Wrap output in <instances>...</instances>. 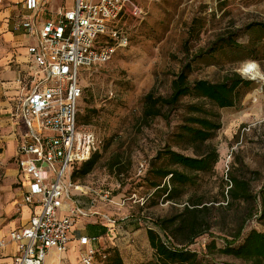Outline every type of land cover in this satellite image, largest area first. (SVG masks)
Returning a JSON list of instances; mask_svg holds the SVG:
<instances>
[{
  "label": "rangeland",
  "instance_id": "rangeland-1",
  "mask_svg": "<svg viewBox=\"0 0 264 264\" xmlns=\"http://www.w3.org/2000/svg\"><path fill=\"white\" fill-rule=\"evenodd\" d=\"M138 1L144 15L122 21L128 38L127 46L118 48L108 62L95 65L81 75L83 95L78 121L94 129L100 141V157L86 176L73 180L71 174L80 166L75 165L70 169L68 178L72 184L80 187L73 190L75 197L84 202V206L90 203L88 208L94 214L87 219L101 224L114 221L116 228L119 223H126L123 229L118 228L121 234H116L114 238L123 256L127 254L131 257L132 253H136L138 258L150 260L153 250L148 243L147 227L152 226L150 222L153 219L175 211L163 197L150 198L152 189L149 183L158 180L151 169L160 165L175 167L169 166L163 157L158 156L160 151L170 148L191 156L206 150L207 145L217 149L219 158L212 171L195 174L196 184L184 188V198L202 194L206 201L221 200L222 180L226 179L229 171L234 174L242 171L239 161L247 167L244 171L255 191L264 184V32L244 29L248 23L264 21V0ZM71 3V0H64L63 7L69 9ZM1 4H6V1L3 0ZM18 13L19 9L13 8L9 16L2 17L4 13L0 14L2 117L7 116L8 103L13 106L17 98L15 76L24 52L19 39L23 31L16 26ZM232 33H235L236 41L246 47H223L195 60L189 79L216 82L234 73L239 74L249 84L240 86L235 105L218 108L207 100L185 96L171 112L169 120L156 117L147 126L143 125L144 95L149 91L167 95L172 75L179 71L185 61L209 47L218 36ZM21 39L24 45L35 43L33 39L28 43H25L24 38ZM250 63L256 64L261 77L254 78L242 73L243 68ZM192 104L201 105L209 113H217L221 124L213 136L200 146L176 140L179 126L188 115V106ZM1 145L6 147L5 141ZM119 156L122 161L120 167L124 172L115 176L109 170L108 162ZM142 162L146 168L141 171L139 164ZM0 167V230L5 231L15 218L14 210L10 211L7 207L11 203L17 204L20 196L16 186L11 184L13 176L5 174L1 160ZM165 181L167 178L162 180ZM218 204L214 203L215 208ZM215 208L212 210L213 226L210 232L198 237L191 246L199 255H205L203 245L211 239L215 240L217 247H223V238L230 237L236 227L233 211ZM76 225L80 226L81 221H76ZM252 227L258 230L263 228L254 219L248 222L245 232ZM111 245L110 238L99 243L105 251ZM210 256L220 264H249L217 251H213ZM132 262L141 261H124L125 264ZM0 264H12V261L0 258ZM95 264H107V261L99 260Z\"/></svg>",
  "mask_w": 264,
  "mask_h": 264
},
{
  "label": "built area",
  "instance_id": "built-area-1",
  "mask_svg": "<svg viewBox=\"0 0 264 264\" xmlns=\"http://www.w3.org/2000/svg\"><path fill=\"white\" fill-rule=\"evenodd\" d=\"M71 1L57 20L39 25L35 13H29L16 23L35 43L26 46L27 67L16 79L17 98L9 109L21 189L17 207L32 209L24 225L10 231L7 239L0 237V248L8 241L17 244L14 264H44L49 254L67 251L75 220L85 213L72 198L78 187L70 182L69 172L100 144L94 129L77 121L81 75L127 46L122 18L144 15L138 0ZM39 2L22 0L32 11ZM144 168L140 163L139 170ZM78 242L80 264L106 259L99 237L84 235Z\"/></svg>",
  "mask_w": 264,
  "mask_h": 264
},
{
  "label": "trees",
  "instance_id": "trees-1",
  "mask_svg": "<svg viewBox=\"0 0 264 264\" xmlns=\"http://www.w3.org/2000/svg\"><path fill=\"white\" fill-rule=\"evenodd\" d=\"M124 19L126 18H122V21ZM244 29L246 31L256 29L264 32V21L248 23ZM223 47L239 49L246 46L236 41L235 33L221 35L205 50L199 51L185 61L179 71L172 75L170 91L167 95H158L151 91L144 95L141 117L143 125L147 126L156 117L169 120L171 112L185 96L207 100L218 108L233 107L240 86L249 84V81L239 74L234 73L232 76L224 77L216 82L206 79L193 81L189 79L192 63L195 60L204 55L213 54ZM78 123L82 124L79 121ZM220 126L217 113H209L201 105L192 104L188 106V115L179 126L176 140L200 146L210 139ZM158 154L167 161L169 166L175 167L160 165L151 169L153 176L158 180L149 183V187L152 189L150 198L163 197L164 201L171 203L175 211L168 216L156 218L150 222L152 226L147 227L146 234L149 246L153 250V258L140 260L141 262L134 264H220L213 258H209L213 251L249 264H264V184L255 191L251 180L246 177L244 170L247 167L239 161L242 171L239 174L229 171L226 173V179L222 180L221 200L206 201L202 194L184 198V188L196 184L195 174L212 171L219 158L217 149L207 145L206 150L190 156L165 148ZM99 157L98 151L94 152L88 160L72 172L71 178L75 180L86 176L94 168ZM121 164V156L114 157L108 162L109 170L115 176H120L124 172V169L120 167ZM250 172L256 174L255 171ZM1 176L0 169V182ZM165 178L167 181L162 182ZM72 198L79 205L81 204L80 206L88 207L90 204L87 203L84 206L85 203L75 195ZM214 203L220 204L215 208ZM214 208L221 211H233L236 227L230 237L223 238V247H217L215 240L211 239L206 245H203L205 255H199L191 246L195 244L198 237L210 232L213 226L212 210ZM254 219L261 223L262 230L252 227L245 232L248 222ZM119 224L116 228L112 221L111 224L105 226L106 229L110 228V232L116 229L111 235V241H114L120 228L126 227L125 222ZM99 248L106 254L107 264H125V254L123 256L119 243L111 245L106 251L100 246Z\"/></svg>",
  "mask_w": 264,
  "mask_h": 264
},
{
  "label": "crops",
  "instance_id": "crops-1",
  "mask_svg": "<svg viewBox=\"0 0 264 264\" xmlns=\"http://www.w3.org/2000/svg\"><path fill=\"white\" fill-rule=\"evenodd\" d=\"M6 1V4L0 3V14L3 16H9L10 9L18 8L19 13L18 21L22 19L23 16L32 13L36 15V19L38 20L39 25L42 24L46 20H57L59 18V13L61 10H63L65 7H63L64 0H41V2L38 3V8L35 10H30L24 7L22 2H18V0H4ZM0 17V18H2ZM21 38H24L26 40L25 43H28L30 39L27 37V35L22 32V34L19 35V39L22 42V48L24 50L22 56V63L21 65H18V69L15 76V82L20 73H22L26 67H27V55H26V45H24L23 40ZM21 62V61H20ZM19 62V63H20ZM17 84V83H16ZM18 86L16 89V94L18 93ZM8 109H10V104L8 103ZM7 110V109H6ZM7 116L2 117L0 116V148L2 149V152L0 153V160L4 163V172L6 175L13 176L12 185L16 186L17 194L21 195V189L20 185L17 182V166L14 161V154H15V140L13 135V127L11 124V121L9 119V111L7 110ZM5 141L6 147L2 146L1 143ZM13 160V162L8 163L7 160ZM1 168V167H0ZM81 205V204H80ZM78 204V206H80ZM85 213L84 215H80L76 218L75 224H74V231L72 233L71 240L68 244V249L66 252L62 254L57 253H51L48 256L45 257L44 264H69V263H79L78 259V252H79V242L78 238L80 236H97L99 235V243L101 240H104L106 238H111L110 236V228H105L106 224L96 223V221L87 219L91 217L93 211H91L88 207L81 206ZM10 211L14 210V220H11L9 223H12L11 227L9 229H6L5 231L0 230V237H4L7 239L8 233L14 229H17L24 225L28 218L30 217L32 213L31 207L27 205H23L21 207H17V204H9L7 207ZM88 221H85V220ZM81 221V225L77 226L76 221ZM105 231V233H103ZM120 230H118L119 232ZM116 241V240H115ZM115 241H111L112 245H116L114 243ZM117 242V241H116ZM17 254V244L15 242L8 241L6 245L2 248H0V258H9L12 261V264H14V257ZM125 261H140L142 259L138 258V255L136 253H132L131 257L125 256ZM128 264H134L128 263Z\"/></svg>",
  "mask_w": 264,
  "mask_h": 264
},
{
  "label": "bare ground",
  "instance_id": "bare-ground-1",
  "mask_svg": "<svg viewBox=\"0 0 264 264\" xmlns=\"http://www.w3.org/2000/svg\"><path fill=\"white\" fill-rule=\"evenodd\" d=\"M249 66H253V67H251L249 70ZM242 73L244 75H250L254 78L261 77V72H260L259 68L256 66V64H254V63H250L247 66H245L242 70ZM77 189H80V187H78Z\"/></svg>",
  "mask_w": 264,
  "mask_h": 264
},
{
  "label": "snow or ice",
  "instance_id": "snow-or-ice-1",
  "mask_svg": "<svg viewBox=\"0 0 264 264\" xmlns=\"http://www.w3.org/2000/svg\"><path fill=\"white\" fill-rule=\"evenodd\" d=\"M251 67H253V66H249V70H250Z\"/></svg>",
  "mask_w": 264,
  "mask_h": 264
}]
</instances>
